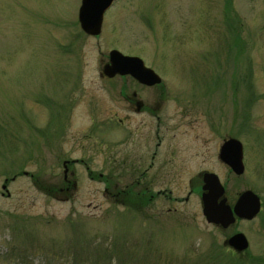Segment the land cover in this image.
Listing matches in <instances>:
<instances>
[{
    "label": "rangeland",
    "instance_id": "rangeland-1",
    "mask_svg": "<svg viewBox=\"0 0 264 264\" xmlns=\"http://www.w3.org/2000/svg\"><path fill=\"white\" fill-rule=\"evenodd\" d=\"M80 6L0 0V264H89L107 245L148 264H264V0H116L98 37ZM113 49L162 77L142 91L151 107L164 95L158 119L132 113L130 77L103 75ZM231 138L241 175L217 155ZM204 171L231 205L255 192L259 214L209 224ZM236 233L247 250L228 245Z\"/></svg>",
    "mask_w": 264,
    "mask_h": 264
},
{
    "label": "water",
    "instance_id": "water-1",
    "mask_svg": "<svg viewBox=\"0 0 264 264\" xmlns=\"http://www.w3.org/2000/svg\"><path fill=\"white\" fill-rule=\"evenodd\" d=\"M115 1L81 0L78 20L82 31L89 36L98 37L102 33L105 13ZM103 74L108 78L130 75L148 85L162 82L161 76L147 67L142 58L125 55L116 49L110 51L109 61L103 67ZM221 158L237 175L244 173L243 145L240 140L234 138L227 140L222 146ZM203 182L201 195L203 215L209 224L227 229L236 222L237 217L251 220L259 214L261 199L255 192L251 190L242 192L232 207L217 174L205 173ZM3 188L6 189V186ZM228 245L236 251H245L249 247V241L245 234L236 233L228 239Z\"/></svg>",
    "mask_w": 264,
    "mask_h": 264
},
{
    "label": "flooded vegetation",
    "instance_id": "flooded-vegetation-1",
    "mask_svg": "<svg viewBox=\"0 0 264 264\" xmlns=\"http://www.w3.org/2000/svg\"><path fill=\"white\" fill-rule=\"evenodd\" d=\"M116 77H122V78H128V77H130V79L131 80H133V83H132V85H133V87H132V85H131V87H130V89H129V95H127V94H125L123 91H121V92H123V94H122V96L124 97V100L126 101V102H128L130 105H131V107H132V113L134 114V115H141V116H148V117H152V116H155L157 119L159 118V116H158V111H159V109H161L163 106H164V104L166 103V99L164 98V95L162 96V97H159L158 99H157V101L155 102V104L151 107V104L149 103V100H147V96H145V94H147V91L148 90H150V89H153V88H159L160 86H161V83L160 84H155V85H148V84H146V83H142L140 80H138L137 78H135V77H133V76H116ZM116 77H113V78H109V79H114V78H116ZM140 91V92H137V91ZM142 91H144V93H142ZM164 94H165V92H164ZM165 101V102H164ZM104 128V127H103ZM103 128L100 130V132H103L105 129H106V127L104 128V130H103ZM227 141V140H226ZM225 141V142H226ZM224 142V143H225ZM224 143L223 144H221L220 145V147H219V150L217 151V155H218V157H219V160L223 163V164H225V165H227V166H229L228 164H226V162L221 158V149H222V146L224 145ZM160 146H161V143H158L157 144V146H156V148L157 149H159L160 148ZM243 152H244V146H243ZM149 159L150 160H148L147 162H148V167H147V169H145V171H144V173H143V175L144 174H148V173H151V172H153V169L155 168V164L158 162V160L156 159V157H157V155L159 154L157 151H153V150H151L149 153ZM170 154H171V159H174V155L176 154V152L174 151V150H170ZM167 155H168V153H167ZM173 155V156H172ZM72 163V162H71ZM243 163H244V166H246L245 165V159H244V154H243ZM158 164H160L159 165V167L156 169V173H158V172H160L163 168H165V166H166V161H164V162H160V163H158ZM229 168H230V170L234 173V174H236L233 170H232V168L229 166ZM208 171H204V173H203V175L205 174V173H207ZM209 172H211V171H209ZM67 174H68V167H67V165L65 164V179H67ZM101 177H102V175H100ZM145 177V176H144ZM202 180H203V176H202ZM204 184V183H203ZM152 190V188L150 187V186H148L147 187V189H144V193L143 192H139V193H136L134 190V194H136L135 196H137V195H142V194H146V193H150V191ZM127 195V194H126ZM229 203V202H228ZM231 205V204H230ZM232 207L234 206V204L233 205H231Z\"/></svg>",
    "mask_w": 264,
    "mask_h": 264
},
{
    "label": "trees",
    "instance_id": "trees-1",
    "mask_svg": "<svg viewBox=\"0 0 264 264\" xmlns=\"http://www.w3.org/2000/svg\"><path fill=\"white\" fill-rule=\"evenodd\" d=\"M145 195V194H144ZM140 195L130 197V199L127 200V203H129L130 206H141L146 204V198ZM144 200V202H142ZM126 249V248H124ZM124 252L130 251L129 249L124 250ZM118 249L114 248L113 246H105L104 247V253L98 254L99 256L92 255L91 260L88 261L89 264H114L115 260L118 261L119 264H148L147 259L142 258L139 260V258L134 259L132 254L130 253L129 257H124L123 255H118ZM133 251V250H132ZM103 252V251H100ZM225 250L222 252L221 250H218L214 253V256L218 258L219 256H222ZM261 263V261H260ZM166 264V263H165Z\"/></svg>",
    "mask_w": 264,
    "mask_h": 264
}]
</instances>
